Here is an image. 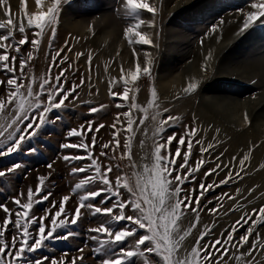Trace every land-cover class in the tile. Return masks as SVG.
I'll return each mask as SVG.
<instances>
[{"label":"snow or ice","instance_id":"obj_1","mask_svg":"<svg viewBox=\"0 0 264 264\" xmlns=\"http://www.w3.org/2000/svg\"><path fill=\"white\" fill-rule=\"evenodd\" d=\"M2 2L3 0H0V3ZM66 2L67 0H52L47 11L33 15L25 13L27 25L23 19L18 25L11 18L6 23L0 22V30L7 33L0 35V72L8 77L6 80H0V85H5L7 88L6 98L0 96V158L17 153L34 155L40 148L32 145V142L49 125L62 121L63 116L60 113L69 106L66 101H69L70 97L74 101L79 96L77 89L84 84L83 77L78 84L73 81L70 88L65 87L71 64L68 68L62 67L68 60L67 55L61 58L64 48L59 49L52 56L53 63L48 66L47 73L40 76L29 75L31 68H28L29 62L33 60V51L39 48L45 28L51 27L53 37L55 36V25L58 23L61 6ZM40 3L41 0H37L38 6ZM250 7L254 11L239 10L244 17L240 33L254 26L264 28V21L261 20V17H264V0L251 3ZM144 11L155 16L157 10L147 0H124V15L131 17V22L123 30V35L129 44L152 45L153 43L148 33L141 29L142 26L155 28L156 22L154 19L151 21L142 19L141 12ZM26 27L34 30L31 39ZM211 30L214 32L216 26L214 25ZM17 32L20 37L18 39ZM52 42L49 40L50 45ZM25 45H30L32 49L26 55L22 54V48ZM76 55L79 58L84 54ZM133 56H136L135 48H133ZM87 59L91 67L92 55L89 54ZM150 65L151 61H147L141 68L140 63L137 62L135 70H131L128 75L124 74V69L121 67L120 79L113 78L109 81L108 91L110 97L116 102L115 107L127 108L126 111L117 112L111 125L87 121L76 128L68 129L65 137L68 142L60 145L61 150H78L82 154H73L68 151L59 158L70 166V176L88 173L71 188L72 194L77 197L74 210L66 208L72 196L64 195L54 214L49 211L39 218L32 214L35 204L47 201L51 196V192L47 194L44 192L46 181L52 175L53 163L47 164L50 170L47 176L41 175L37 178L38 184L35 190L33 191L32 187L28 188L26 202H23L22 192L11 197V202L19 210L14 211L8 207L7 203H0V210L6 214L0 223V264H83L85 249L89 247L87 243L78 248V255L72 257L70 261L66 258L67 254L59 259L37 254L41 249L48 247V242L68 241L79 235L71 229L86 216L107 218L102 219L97 226L86 229L87 239L93 242L92 252L100 257L98 264H137L136 258H139L142 264H228L233 259L235 264H264V239L255 227L258 223H264V206H261L258 211L255 208L252 209L256 219H253L250 214L241 216L224 238L217 237L214 241L204 243L205 238L211 234V229L206 227L195 241V246L191 247V251H187L184 242L192 234V229L196 227V223L200 220V213L204 210L201 198L206 191L228 184L233 179V173L229 170L225 178L218 183L205 185L202 182L199 185L201 191L198 196H194L192 192L185 189L184 185L190 179H195L194 172H198L206 163L203 154L214 148V145L210 143L207 147H201V159L194 168L191 167L189 158L193 151L192 138L197 135V128L185 126L184 135L173 133L171 136H166L165 133L169 128L180 123V118L173 115H168L166 119L160 118L162 113L159 111L160 105L157 102L155 90L151 93L152 98L147 107L142 108L136 103L135 90L130 89L129 84L137 81L140 75L150 76ZM54 67L59 69L58 74L53 72ZM37 84L38 90L34 87ZM120 84L123 85V91H114L113 88ZM199 84V81L189 82L184 92L195 93ZM130 91H133L131 103H129ZM107 107L108 105L100 104L98 107H90L89 112L98 113ZM149 108L156 109L151 115L152 127L155 129L152 133L151 158L149 162L139 164L134 159L132 141L140 125H144L149 119ZM134 110L144 113L139 124L136 123ZM163 111L169 110L165 108ZM245 121H248L247 114H245ZM105 127L112 130V139L107 143H101L98 141L97 134ZM144 131L147 133L148 128L146 127ZM120 136H123V152L118 159L127 162L124 168H121L119 163L102 165L101 158L117 159L115 155L109 156L106 150L111 146L112 152H117L121 145V139L118 138ZM73 137L78 138V141L71 142ZM173 141H177L174 154L170 150ZM195 142L201 144L199 139ZM144 143L143 140L140 141L141 147ZM185 144L187 150L182 153V146ZM29 145L32 146L29 147ZM97 147L100 151L94 155ZM223 155L221 153V156ZM177 157H180L183 163L178 164ZM144 159H148L147 154ZM216 159L219 160V157ZM235 159L236 157H233V160ZM248 159V155L240 159L241 170ZM77 163L80 166H75ZM24 167L25 165L18 161L7 169H0V179ZM223 167L227 168L228 165L225 164ZM220 168L221 164L217 163L216 167L209 168L204 176H211ZM110 174L114 176V182ZM236 177H240L239 172L236 173ZM94 185L98 187L91 190L89 186ZM222 196H228V194L224 193ZM221 199L222 197H217L218 201ZM228 199L233 200L234 197L228 196ZM208 203L211 204L212 201ZM56 206V202L53 201L52 208ZM221 207L222 204L217 203V206L210 208L209 212L216 214ZM128 210L131 214H127ZM233 210L229 209V212ZM189 213L195 214L196 222L182 229L181 222L189 218ZM49 216L51 217L50 225H46L44 221ZM249 220L252 221L251 226L247 227L244 235L236 239L235 233L247 225ZM116 225L120 227L117 228ZM141 230L144 234L137 236ZM254 232L255 239L250 240L249 237ZM6 233H10L9 239H6ZM229 245L235 251H231ZM245 248L246 251H241Z\"/></svg>","mask_w":264,"mask_h":264},{"label":"rangeland","instance_id":"obj_2","mask_svg":"<svg viewBox=\"0 0 264 264\" xmlns=\"http://www.w3.org/2000/svg\"><path fill=\"white\" fill-rule=\"evenodd\" d=\"M73 1L67 0L66 3L62 4L58 23L55 25L56 33L54 37L51 31V27L45 28L44 34L40 39L39 48L33 51V60L29 62L28 68H31V73L29 75L40 76L47 73L48 66L53 63L52 56L55 55L56 51L64 48V52L61 53V58L67 55L68 60L62 65V67L68 68L69 64H71V68L67 72L68 82L66 83L65 87L70 88L73 81L78 84L81 77H83L84 84L81 85L79 89H77L79 96L74 101L71 100V97L69 98V101H66V104H68L69 106L60 113V115L63 116L62 121L54 125H49L42 131L41 135L32 142V145H37L40 148V150L37 151L34 155L17 153L9 157L0 158V169H7L13 163L18 161L22 162L25 165L24 168L18 170L17 172L0 179V203H7L8 207L10 209H13L14 211L19 209L11 202V197L17 196L22 192L24 194L23 202H26L28 188L32 187L34 191L35 187L38 184L37 178L41 175L47 176L50 171L47 168V164L53 163V168L51 169L52 175L50 179L46 181L44 192V194L51 192V196L49 197V200L35 204L34 208L32 209V214H34L37 218L46 215V213L49 211L54 214V212L58 210L59 201L64 195L72 196V199L68 202V204H66V208H68L69 210H74V207L77 203V197L72 194L71 188L80 178H83V176L88 174L82 173L78 176H70V166L59 158L62 155L67 154L68 151H71L73 154H82L78 150H61L60 145L62 143L68 142V140H66L65 138L68 129L76 128L79 125L85 124L87 121H95L96 123H103L108 126L111 125V123L114 121L117 112L127 110V108L117 109L115 107L116 102L110 97L108 91L109 81L113 78L119 80L121 76V67H123L124 72H129V63L127 61L124 63L123 61H121V58L124 51H127V49H131L132 46L134 47L133 44L128 43L127 39H125L123 35L124 29L122 28H126L128 26V23L131 22V17H126L124 15V0H78V3L76 4H73ZM147 2L149 3V0ZM253 2L259 3L260 0H199L192 6L193 11L190 9L189 13L181 14V19L178 20V23H180L181 26L183 25L184 28L179 27L178 29L183 30L187 39L190 38L194 41L198 37L202 36L201 34L205 33V30L218 24L222 20L233 18L235 16L244 18L243 13H241L239 10L243 9L244 12L254 11V9L250 7L251 3ZM4 4L5 7L3 6ZM7 4H10V0H3V2L0 3V22L6 23L9 18H11L17 25L19 24L21 19H23L24 23L27 22L25 16L22 17L21 13L11 11L9 7H7ZM74 11L76 13L79 12L80 16H86L83 18L84 23H82V25L85 30L93 28L94 33L87 34V32H84L80 35H74L72 39L69 37L72 33L69 32L71 31L70 29H76L78 27L74 26L70 28L69 24L82 18L73 14ZM145 13L147 14V12L145 11L141 12V17H144V15H146ZM103 15H112L113 20L115 22L117 21L116 24L118 23V25H115V27L113 26V24L105 25L97 34V30L102 24L85 20L101 19ZM65 16H70L72 20L63 21L62 17ZM261 20L264 21V17H261ZM231 24L233 25V23ZM120 25L122 26V28ZM116 26H119L121 28L120 30H122L121 33H119L120 35L118 34L117 36H114V34H109V32L112 29L116 28ZM241 27L242 25L238 28L240 29ZM250 29H253V32H255L258 38L255 39L256 36L252 34L254 39L249 38V40L252 39V44H254L255 41H259L258 46L261 47L260 51L264 52V28L254 26ZM250 29H248L247 31H249ZM67 31L68 35L66 36ZM27 34L31 39L32 35L29 33ZM0 35H6V31L0 30ZM97 35L100 37H104H102L103 39H101V41H98ZM16 36L17 39L20 38L19 35ZM80 36H85L90 40L94 39V43L84 46V43H86V41L83 40L81 41L82 44L80 45ZM117 37L119 38L117 39ZM122 38L123 41L125 39L126 43L131 46L128 45L126 49H123L124 45H122L121 51L119 53L110 55L107 49H111L112 45L119 47L118 43L120 40H122ZM49 40L53 41L51 45L49 44ZM74 45L78 47V50L73 49ZM240 46L246 49V46H249V43L244 41L240 43ZM135 48L139 51V49H141V46L136 45ZM175 48L180 49V46ZM69 49H71V51H69ZM30 50H32L30 45H25L22 48V54L26 55ZM77 53H83L84 55L77 58ZM89 54H91L93 58L91 67H89V62L87 59ZM139 54L142 55L141 52H139ZM142 60H144V64H146V59L142 58ZM150 67V76L140 75V77L136 81L137 85H132L131 83L129 84L130 89L135 90L136 103L141 105L142 108L147 107L149 100H151L152 98L151 95L148 99H145L144 96L142 97V91L144 90V88L146 87L150 91V93L155 90L151 80L157 75V73H152L154 71V68L157 69V64L151 65ZM25 71H27V69ZM53 72L55 74H58L59 69L54 67ZM7 78L8 77L5 75V73L0 72V80H6ZM215 79L216 78H212L211 80H209L208 84L211 85L212 83H215ZM25 83H27V80H25ZM247 86L248 85L244 84V82H234L226 86L224 90L225 93L231 92L236 93V96H241L239 95V93L246 92L248 90ZM34 87L36 88V90H38V84ZM263 88L264 87L261 88V92L264 90ZM97 89L99 91H97ZM239 89H242L243 91H240ZM113 90L122 92L123 85H117L113 88ZM132 95L133 91H130L129 103H131ZM0 96L4 98H6L7 96V88L5 85H0ZM157 102L161 106L159 107V111L162 113L160 117L161 119H166L168 115H173L180 118V123L175 127L169 128L165 133L166 136H171L173 135V133L184 135L186 132L185 126L196 127L198 130L197 133H200V130L205 127L201 122H198L197 125L196 122L193 121V119L189 118L186 113H172L169 110L171 105L169 99L161 100L158 98ZM162 102H168V104L164 105L162 104ZM100 104L108 105V107L98 113L89 112L90 107H98ZM165 108H167L169 111L164 112L163 110ZM155 111L156 109L153 108L148 109L149 119L145 121L144 125H140V129L139 131H137L136 136L132 141L134 159H136L139 164L149 162L151 158L153 144L152 133L155 131V129L152 127L153 122L151 121V115L154 114ZM134 116L136 119V123L139 124V120L144 116V113L138 110H134ZM253 117L254 114L252 115L251 120L253 119ZM250 122L251 121H249V123ZM254 122L258 124L264 123V111L260 113L256 120H254ZM133 127L135 128L136 125L134 124ZM146 127L148 128L147 133H145L144 131ZM208 127L212 126L210 125ZM111 132L112 130L109 127L101 129L97 134L98 141H100L101 143L109 142L112 139ZM118 138L121 139L119 150L113 153L111 150V146L108 150H106L108 151L109 156L115 155L117 159L109 160L107 158H101L102 165H107L109 163L115 165L119 163L121 168H124L125 164L127 163L126 161H120L118 159L120 154L123 152V136H120ZM197 139L199 138H197L196 136L192 138L193 151L189 158V165L193 168L195 167V164L201 159L200 145L202 144L203 147H206V145L209 143L208 140H203L200 138L201 140H199L201 141V144H196L195 141ZM141 140L145 142L143 147H141L140 145ZM77 141L78 138H71V142L75 143ZM32 145H29V147ZM213 145H215L213 151L217 152V155L215 157H219L221 160L224 159V155L221 156V153L224 154L225 151H229L231 149V159L226 163L228 167L224 168L222 162L218 161L216 158L211 160L206 159V156L203 154V159L206 161V163L198 172H194L193 175L195 179H190V181L184 185L185 189L192 192L194 196H198L201 191L199 185L202 182L205 183V185L213 182L218 183L220 180L225 178L229 170H231L232 172H241L242 175L240 178H233L226 185L208 190L204 193V197L201 198V203L204 210L200 213V220L196 223V227L192 229V234L189 235L184 242L187 251H191V247L195 246V241L199 238L200 233L205 231L206 227L211 229V234L205 238V240L203 241L204 243L214 241L217 237L224 238L227 236V233L231 231L232 227L235 225V222L237 220H240L241 216L250 214L252 215L253 219H256V215L252 213V209L255 208L258 211L261 206H264L263 142L251 141L250 145L245 148L243 147L241 142L232 144V142H230L228 138H224L215 141ZM176 146L177 141H173L172 145H170V150L173 154L175 152ZM136 147L142 148V153H139L138 150L136 152ZM234 147H238L239 151L233 153ZM186 150L187 145L185 144L184 146H182V153ZM99 151L100 148L97 147L94 150V155L98 154ZM146 154L148 157L147 160L144 159ZM245 155H248L249 159L245 161L243 170H241L239 161L240 159H243ZM233 157H236V159L233 160ZM177 163H183V160L180 157H177ZM217 163L221 164V168L217 170V173L205 177L204 173L207 172L209 168H215ZM75 166L80 165L79 163H77ZM25 173L27 174L26 176ZM110 178L114 182L115 178L112 174H110ZM96 187H98V185L89 186L91 190H95ZM224 193H227L228 196H233L234 199L229 200L228 196H222V194ZM217 197H222V199L218 201ZM37 199L39 198L37 197ZM53 201H55L57 204L56 208H52ZM208 201H212V203L209 204ZM217 203L222 204V207L218 209V212L216 214L209 212V209L215 208L217 206ZM229 209L234 210L229 212ZM127 214H131L130 210L127 211ZM5 215L6 214L2 210H0V223H2ZM188 217V219L181 222L182 229H186L190 227L192 223L196 222L194 213H189ZM12 219H15L14 215ZM102 219L107 218L86 216L83 220L80 221V223L73 226L71 229L78 232L79 235L70 238L68 241H60L55 243L48 242V247L41 249L40 253H38L37 255H46L59 259L60 257L67 254L66 258L70 261L72 257L78 255V248L83 247L85 243H87L89 247L85 249V260L83 264H98V260L100 259V257L93 254L91 249L93 242L87 239L88 233L86 232V229L92 226H97ZM50 220L51 217L49 216V218L44 221L45 224L50 225ZM121 224H123V222H121ZM251 224L252 221L249 220L247 225H245L243 228H240V230L235 233L236 239H238L239 236L244 235L247 227L251 226ZM116 227L119 228L120 225H116ZM255 227L256 230L260 232L261 238L264 239V223H258ZM143 234L144 232L143 230H141L137 234V236ZM9 238L10 233H6V239ZM249 239H255V232L252 234V236L249 237ZM229 247L231 251H235V249H231L230 245ZM241 251H246V248L241 249ZM136 259L137 264H142V262L139 261V258ZM228 264H235L234 259L230 260Z\"/></svg>","mask_w":264,"mask_h":264},{"label":"bare ground","instance_id":"obj_3","mask_svg":"<svg viewBox=\"0 0 264 264\" xmlns=\"http://www.w3.org/2000/svg\"><path fill=\"white\" fill-rule=\"evenodd\" d=\"M197 1L199 0H149V4L157 10L156 14L153 16L151 13H145L146 15L141 18L145 21L154 19L156 27L142 26L141 30L148 33L153 43L152 45H140L141 49L139 51L136 49L137 47L135 48L136 45L132 46L131 49L124 51L121 61L129 63V72L135 70L137 62L140 63L141 68L145 66V61L142 58L146 59V62L151 61V65L157 64V69L154 68L152 72L157 73V75L151 80L157 97L161 100H170L169 110L172 113H186L197 125L198 122L204 124L205 127L200 130V133H197V138L208 140V144H213L219 139L228 138L232 144L241 142L245 148L250 145L251 141H262L264 144V123L254 122L260 113L264 111V90L260 91L264 87V52L260 51L259 41H255L254 44L251 42L254 39L253 35L256 36L255 39L258 36L253 32V29L240 33L238 27L243 24V18L235 16L216 24L214 32L211 30L212 26L196 40L187 39L183 30L178 29L179 27L184 28L183 25L181 26L178 23V20L181 19L182 13H189L190 9L193 11L192 6ZM74 3H78V0H74ZM51 4L52 0H41L40 6L37 5V0H10L7 7L13 12L21 13L23 17L25 13L33 15L41 11H47ZM3 6L5 7V4ZM73 14L82 18L69 24L70 28L78 26L76 29H70L69 32L72 33L69 37L71 39L76 34L94 33L93 28L85 30L82 25L84 23L83 18L86 16H80L79 12L76 13L75 11ZM106 16L103 15L101 19L85 21L102 24L99 25L98 34L105 25L113 24L114 27L118 25V23L116 24L117 21L113 20L112 15ZM66 17H62L63 21L72 20L70 16ZM25 25H27V22ZM121 28L116 26L109 34L117 36L121 33ZM27 29L26 27L27 33L32 35L34 30ZM16 35H19V33L17 32ZM102 37L97 35V40L101 41ZM249 38L252 39L249 40ZM83 40L86 41L84 46L94 43V39L90 40L85 36H80V45ZM244 41L249 43L246 49L240 46V43ZM118 44L119 47L112 45L111 49H107L110 55L119 53L122 45H124L123 49H126L129 45L125 39L123 41V38ZM178 46H180V49L175 48ZM77 48L74 45L73 49ZM133 48L136 52L135 57L133 56ZM129 72H124V74L128 75ZM212 78H216V81L209 85L208 81ZM193 81L200 82L198 90L192 94L185 93V87ZM234 82H244L248 85V90L244 93L240 92L239 95L241 96H236V93L231 92L225 93L226 86ZM131 84L137 85V82H131ZM239 90L243 91L242 89ZM150 95V91L145 87L142 91V97L148 99ZM162 104L166 105L168 102H162ZM245 114L248 116L247 122L245 121ZM253 114L254 117L251 120ZM249 121L251 122L249 123ZM210 125L212 127H208ZM200 147H203L202 144ZM233 149V153L239 151L238 147ZM137 150L142 153V148L136 147V152ZM204 155L209 160L217 158L215 157L217 152H214L213 148L209 149ZM231 155L230 149L224 152L223 160L220 158L217 160L225 165L230 161ZM232 173H234L233 178H237V172L233 171ZM239 173L241 177L242 173Z\"/></svg>","mask_w":264,"mask_h":264}]
</instances>
